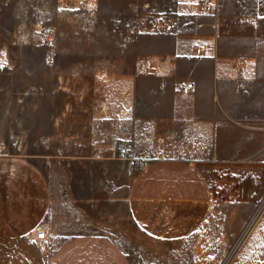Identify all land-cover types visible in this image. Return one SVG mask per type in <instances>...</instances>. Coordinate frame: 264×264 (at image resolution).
<instances>
[{
    "label": "rangeland",
    "instance_id": "obj_1",
    "mask_svg": "<svg viewBox=\"0 0 264 264\" xmlns=\"http://www.w3.org/2000/svg\"><path fill=\"white\" fill-rule=\"evenodd\" d=\"M0 41V155L35 160L85 206L72 232L108 235L133 259L136 170L163 151H206L192 140L209 130L210 101L229 116L264 109V0H0ZM193 101L202 120L188 116ZM262 211L264 198L234 239H195L217 243L203 262L229 264L248 242L264 264V238H247Z\"/></svg>",
    "mask_w": 264,
    "mask_h": 264
},
{
    "label": "crops",
    "instance_id": "obj_2",
    "mask_svg": "<svg viewBox=\"0 0 264 264\" xmlns=\"http://www.w3.org/2000/svg\"><path fill=\"white\" fill-rule=\"evenodd\" d=\"M201 104L187 108L192 120H202ZM208 107L209 130L192 140L207 142L206 151H163L128 184L125 205L141 235L134 259L108 235L73 233L85 206L54 191L35 160L0 155V264H206L202 255H217V243L195 239L236 238L264 198V109L229 116L224 104ZM207 222H220L222 231L198 233ZM41 228L46 239L36 241ZM247 238H264V211ZM249 249L246 242L229 264H259L246 257Z\"/></svg>",
    "mask_w": 264,
    "mask_h": 264
},
{
    "label": "built area",
    "instance_id": "obj_3",
    "mask_svg": "<svg viewBox=\"0 0 264 264\" xmlns=\"http://www.w3.org/2000/svg\"><path fill=\"white\" fill-rule=\"evenodd\" d=\"M237 64H238V66L240 68H242L243 65H244V61L242 59L241 60H238ZM148 70H149V66L146 63H139L137 65V73H139V74H147L148 73ZM238 87L240 89H243L244 88V84L242 82H240L238 84ZM192 88H193V84H189V85L186 86V89H188V90H190ZM45 239H46V231H45L44 228H41L40 230H38V231H36L34 233V240H36V241H43Z\"/></svg>",
    "mask_w": 264,
    "mask_h": 264
},
{
    "label": "water",
    "instance_id": "obj_4",
    "mask_svg": "<svg viewBox=\"0 0 264 264\" xmlns=\"http://www.w3.org/2000/svg\"><path fill=\"white\" fill-rule=\"evenodd\" d=\"M0 43L3 44L1 41ZM4 63H6V54H5L4 48H1L0 49V65H3Z\"/></svg>",
    "mask_w": 264,
    "mask_h": 264
}]
</instances>
